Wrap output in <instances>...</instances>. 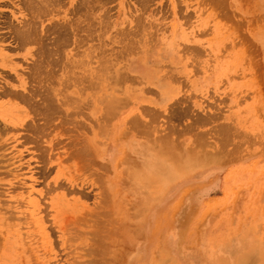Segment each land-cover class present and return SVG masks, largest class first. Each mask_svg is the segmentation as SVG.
Here are the masks:
<instances>
[{"label": "rangeland", "instance_id": "1", "mask_svg": "<svg viewBox=\"0 0 264 264\" xmlns=\"http://www.w3.org/2000/svg\"><path fill=\"white\" fill-rule=\"evenodd\" d=\"M0 264H264V0H0Z\"/></svg>", "mask_w": 264, "mask_h": 264}, {"label": "bare ground", "instance_id": "2", "mask_svg": "<svg viewBox=\"0 0 264 264\" xmlns=\"http://www.w3.org/2000/svg\"><path fill=\"white\" fill-rule=\"evenodd\" d=\"M40 1H41V0H40ZM48 2H49V1H48ZM29 3H31V2H29ZM40 4H41V3H40ZM30 5H31V4H30ZM37 6H38V5H37ZM37 6H36V7H37ZM34 10H35V9H34ZM65 19H66V18H65ZM75 19H76V18H75ZM35 20H36V19H35ZM76 20H77V19H76ZM80 21H81V20H80ZM22 22H23V21H22ZM65 22H66V21H65ZM31 24H32V23H31ZM58 24H59V25H58ZM63 24H64V22H62V23H61V22H57V23L55 24V26H56V27H57V25H58V26H64ZM65 24H68V23H65ZM78 24H79V23H78ZM80 24H81V23H80ZM80 24H79V25H80ZM24 25H30V24H24ZM72 27H73V26H72ZM26 28H27V27H26ZM28 28H30V30H26V29H25V30H20V31L17 32L16 35L19 37L20 40L25 41V40H27V39L30 37L29 34L32 33L31 31H33L34 28H33V30H31V25L28 26ZM28 28H27V29H28ZM37 28H38V27H37ZM57 28H58V27H57ZM60 28H61V27H59L58 29L61 30ZM73 28H74V27H73ZM66 29H67V30H66ZM66 29H63L62 31L65 30L66 32H68V29H69V28L67 27ZM76 29H77V28H74L75 31H76ZM35 30H36V29H35ZM56 30H57V29H56ZM59 30H57V31H59ZM16 31H17V30H16ZM71 31H72V30H71ZM33 32H34V31H33ZM34 33H36V32H34ZM59 33H60V32H59ZM59 33H58V34H59ZM61 33H62V34H59L58 36H60V35L63 36V32H61ZM64 33H65V32H64ZM74 33H78V31H77V32H74ZM16 35H15V37H16ZM37 37H38V36H37ZM55 39H56V41L58 42V37L55 38ZM20 40H19V41H20ZM54 41H55V40H54ZM54 54H55V53H54ZM54 54H52V55L54 56ZM48 56H49V55H48ZM44 58H45V57H44ZM45 60H46V59H45ZM37 62H38V61H37ZM46 62H47V61H46ZM52 63H53V62H52ZM41 67H42V66H41ZM41 67H40V68H41ZM46 67H47V66H46ZM63 67H64V66H63ZM35 69H36V68H35ZM37 69H39V68H37ZM43 69H44V68H43ZM40 70H41V69H40ZM42 71H43V70H42ZM42 71H38L37 73H40V72H42ZM44 71H45V70H44ZM44 71H43V72H44ZM52 72H53V70H52ZM52 72H51V73H52ZM34 73H35V72H34ZM44 73H45V72H44ZM44 73H42V74H44ZM54 74H55V73H54ZM35 75L37 76L36 73H35ZM35 75H34V78L36 77ZM32 76H33V75H32ZM46 77H48V76H46ZM36 79H37V78H35V81H36ZM45 79H46V78H45ZM45 79H44V80H45ZM47 79H48V78H47ZM47 79H46V80H47ZM39 80H41V79H39ZM39 80H38V81H39ZM48 80H49V79H48ZM41 82L44 83L43 81H41ZM45 82H46V81H45ZM47 83H48V82H47ZM47 83H46V84H47ZM37 84H38V82H37ZM48 85H49V84H48ZM48 85H47V86H48ZM35 86H36V85H35ZM37 86H38V85H37ZM49 86H50V85H49ZM33 87H34V86H33ZM43 87H44V86H43ZM50 88H51V87H50ZM43 89H44V88H43ZM47 89H48V88H47ZM47 91H48V90H47ZM48 94H49V93H48ZM75 151H78V150H75ZM79 153H80V152H79ZM77 154H78V153H77ZM81 154H82V153H81ZM81 154H80V155H81ZM78 160H80V159H78ZM106 202H107V201H106ZM114 205H115V204H114ZM101 213H102V212H101Z\"/></svg>", "mask_w": 264, "mask_h": 264}]
</instances>
